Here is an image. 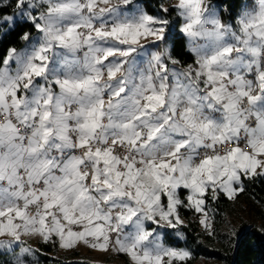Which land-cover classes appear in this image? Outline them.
Returning a JSON list of instances; mask_svg holds the SVG:
<instances>
[{
    "label": "snow or ice",
    "instance_id": "1",
    "mask_svg": "<svg viewBox=\"0 0 264 264\" xmlns=\"http://www.w3.org/2000/svg\"><path fill=\"white\" fill-rule=\"evenodd\" d=\"M173 11L192 63L169 44ZM225 12L210 0L154 12L143 0H14L0 15V41L23 42L0 58L10 264H39L24 237L187 264L191 251L163 240L168 229L183 238L181 210L212 236L209 198L235 201L264 177V0H244L227 22Z\"/></svg>",
    "mask_w": 264,
    "mask_h": 264
},
{
    "label": "trees",
    "instance_id": "2",
    "mask_svg": "<svg viewBox=\"0 0 264 264\" xmlns=\"http://www.w3.org/2000/svg\"><path fill=\"white\" fill-rule=\"evenodd\" d=\"M169 1L143 0L153 12L156 11V6L161 2L171 6L172 4H169ZM210 2L228 8V12L223 13V19L227 22L240 11L244 0H210ZM231 5L235 7H230ZM13 12L14 0H4V5H0V15H10ZM229 12L231 16H229ZM171 19L173 22H177L178 27V18L174 11L171 13ZM24 30L35 33L34 29L27 27ZM171 42L172 51L176 58L180 59L183 64L192 63V57L187 51L186 40L178 29H176L175 39ZM22 43L18 34L5 37L3 41H0V58L4 56L8 47H20ZM244 183L245 189L238 194L235 201L228 200L223 196L218 201L209 198L208 206L215 213L214 234L212 236L201 229L198 220H191L194 211L182 209L181 216L188 219V223L182 225L179 229L184 234L183 238L176 237L174 230L168 229L166 230L167 234L164 236V242L174 247H187L192 253V258L187 261V264H194L198 258L203 256L220 259L222 264H264V177L245 180ZM243 212L247 214L248 219L260 222V226L253 225V230L240 241L236 248L237 238L243 228H235L237 235L233 237L230 235L227 223L230 217ZM241 224L244 225L245 221ZM37 249L39 250V264H86L79 261L57 259L55 253L58 250V244L40 242ZM11 260V255L0 254V264H10Z\"/></svg>",
    "mask_w": 264,
    "mask_h": 264
},
{
    "label": "rangeland",
    "instance_id": "3",
    "mask_svg": "<svg viewBox=\"0 0 264 264\" xmlns=\"http://www.w3.org/2000/svg\"><path fill=\"white\" fill-rule=\"evenodd\" d=\"M175 3H176V0L169 1V4L174 5ZM212 4H215V3H212ZM174 23L176 25V29L179 30L180 23L178 22V27H177V22H174ZM169 44L172 46L171 40L169 41ZM199 218H200L199 214H196V213H194V216H191V220H194V221L196 220L199 221ZM182 219H184L185 224L188 223L187 218L182 217ZM243 221H245L244 225L241 224ZM246 224L260 226V222H257V221L255 222L254 219L253 220L248 219L247 214L243 212L242 214L239 213L235 215L234 217L233 216L230 217L227 223V227H228V230L231 232V230L235 228H238V229L244 228ZM201 229H203L202 226H201ZM160 231L164 232L165 230H160ZM23 239L25 241V245L33 249H37L38 244L40 242H43L38 237H24ZM163 240H164V237H163ZM177 248L189 250L187 247H177ZM55 257L57 259L64 260V261L72 260V261L84 262L86 264H130L129 258L124 254H117L113 252L104 253V252H100L97 250H92L83 244H79L74 249H67V250L60 249L58 247V250L55 253ZM194 264H222V261L217 258H208V257L203 256V257L198 258L194 262Z\"/></svg>",
    "mask_w": 264,
    "mask_h": 264
},
{
    "label": "water",
    "instance_id": "4",
    "mask_svg": "<svg viewBox=\"0 0 264 264\" xmlns=\"http://www.w3.org/2000/svg\"><path fill=\"white\" fill-rule=\"evenodd\" d=\"M252 228H253V225H252V224H249V225L245 226V227L242 229L243 231L240 232V234H239V236H238V238H237L236 248H237L238 244L240 243V241H241V240H242L247 234L250 233V231L252 230Z\"/></svg>",
    "mask_w": 264,
    "mask_h": 264
}]
</instances>
